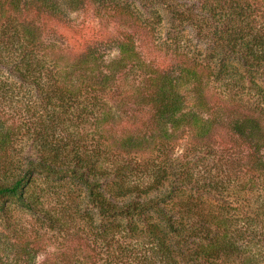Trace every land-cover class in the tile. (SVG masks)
<instances>
[{"label": "trees", "instance_id": "1", "mask_svg": "<svg viewBox=\"0 0 264 264\" xmlns=\"http://www.w3.org/2000/svg\"><path fill=\"white\" fill-rule=\"evenodd\" d=\"M89 5L123 27L61 36ZM41 252L264 264V0H0V264Z\"/></svg>", "mask_w": 264, "mask_h": 264}, {"label": "rangeland", "instance_id": "2", "mask_svg": "<svg viewBox=\"0 0 264 264\" xmlns=\"http://www.w3.org/2000/svg\"><path fill=\"white\" fill-rule=\"evenodd\" d=\"M166 1L176 4L179 0H166ZM94 12H95L94 8H92L90 5L87 6L84 10L72 12L70 16L67 17V19H64L65 21L61 20L58 23H56L58 33L61 34V36L67 38L68 40L70 39L74 42V39L77 41V39L80 40V38L82 37L87 38L94 34H97V33L99 34L100 32L102 33L110 32L112 34L114 32L118 33L119 30L123 27L121 25L120 26L117 25L113 21L106 23L105 22L107 20L106 17L96 16L97 14L95 15ZM162 17H163V20L161 21V23L155 25V30H156L155 34L161 33V37L165 38L168 35H171L173 30H179L178 18L176 17L173 18L170 15V13H168L166 10H163ZM183 28L184 27H181L182 30ZM185 33L188 36H190L192 44H198L197 39L194 35L195 30L192 27L186 26ZM146 45L149 48L146 47L145 51L153 50V48H151L148 43H146ZM153 52L157 53L154 50ZM187 138H188V135L185 133L183 138L180 140V143L178 139V143L175 146V151L178 154L179 152L184 151L187 140H188ZM45 230L47 231L45 234L46 238H51L52 239L51 242H53L54 244H57L61 239H63L62 236L65 231L59 232L57 229H47V228H45ZM54 244L46 246L47 253H51V251L54 250V246H55ZM100 252L101 253H99L97 257H99V262H102L103 259H105L107 256H106V253L102 251ZM47 253L46 252L39 253L36 258V264H40L41 261L45 259V257L47 256Z\"/></svg>", "mask_w": 264, "mask_h": 264}]
</instances>
